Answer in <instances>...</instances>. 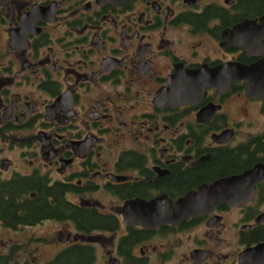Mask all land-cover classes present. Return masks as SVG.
I'll list each match as a JSON object with an SVG mask.
<instances>
[{
  "label": "flooded vegetation",
  "instance_id": "obj_1",
  "mask_svg": "<svg viewBox=\"0 0 264 264\" xmlns=\"http://www.w3.org/2000/svg\"><path fill=\"white\" fill-rule=\"evenodd\" d=\"M262 60L264 0H0L3 264H264Z\"/></svg>",
  "mask_w": 264,
  "mask_h": 264
},
{
  "label": "water",
  "instance_id": "obj_2",
  "mask_svg": "<svg viewBox=\"0 0 264 264\" xmlns=\"http://www.w3.org/2000/svg\"><path fill=\"white\" fill-rule=\"evenodd\" d=\"M264 65V60L258 61L256 63L251 64L248 67H243L240 73L237 74L241 77H247L253 83H257L260 79H263L264 71L262 69ZM247 68V69H246ZM256 169H251L247 171V174L251 173V180H256ZM217 189L215 184H203L196 191L190 192L187 197V201H183L186 206L187 212H195L198 210H206L210 209L213 204L219 201L220 198L216 197ZM189 198H192L191 201Z\"/></svg>",
  "mask_w": 264,
  "mask_h": 264
},
{
  "label": "trees",
  "instance_id": "obj_3",
  "mask_svg": "<svg viewBox=\"0 0 264 264\" xmlns=\"http://www.w3.org/2000/svg\"><path fill=\"white\" fill-rule=\"evenodd\" d=\"M223 165L225 162L223 161H219L216 164H213L212 166L209 165L210 167H215L218 164ZM234 162H232L231 164H233ZM207 171V170H206ZM193 176V174H190L188 176L189 180H180V182L187 183L190 182L192 179H190ZM25 183H28V181H24ZM18 185H15L14 183L12 185L8 184L5 186L4 184L1 185L0 187V214L1 213H7L9 215V217H19L18 215V211L17 208L20 206V208L23 209V205L19 204L16 205L13 202L15 201V193L18 191L16 190ZM30 186V185H29ZM11 188V190H10ZM8 189V190H7ZM8 192L10 193V195L8 194ZM45 192H48L47 189H45ZM8 194V195H7ZM25 206L29 209V211H31L32 215H37L40 214V212H43V210H46L47 208L50 207L49 203L47 202V200H43L42 202L40 201V199L36 198L34 200H30L29 202H27V204H25ZM3 216H5V218H9L7 215L1 214ZM74 255V256H73ZM71 255V258L66 259L65 261L61 260L63 258V256L56 260L53 263H49V264H81L80 260H76L78 258V254H73ZM5 258L0 257V264H3L5 262Z\"/></svg>",
  "mask_w": 264,
  "mask_h": 264
},
{
  "label": "rangeland",
  "instance_id": "obj_4",
  "mask_svg": "<svg viewBox=\"0 0 264 264\" xmlns=\"http://www.w3.org/2000/svg\"><path fill=\"white\" fill-rule=\"evenodd\" d=\"M32 263V262H31Z\"/></svg>",
  "mask_w": 264,
  "mask_h": 264
}]
</instances>
